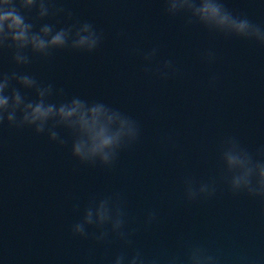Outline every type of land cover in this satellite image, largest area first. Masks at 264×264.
<instances>
[{
    "label": "water",
    "instance_id": "1",
    "mask_svg": "<svg viewBox=\"0 0 264 264\" xmlns=\"http://www.w3.org/2000/svg\"><path fill=\"white\" fill-rule=\"evenodd\" d=\"M199 2L13 0L31 34L48 27L46 40L63 30L66 41L43 52L0 42V264H190L194 251L205 264H264V194L233 190L224 162L233 150L264 164V43L201 23ZM216 2L264 33V0ZM86 24L98 37L90 51L72 47ZM39 100L102 105L135 135L106 164L81 161L78 136L55 118L39 133L20 123ZM101 203L109 218L97 223Z\"/></svg>",
    "mask_w": 264,
    "mask_h": 264
},
{
    "label": "clouds",
    "instance_id": "2",
    "mask_svg": "<svg viewBox=\"0 0 264 264\" xmlns=\"http://www.w3.org/2000/svg\"><path fill=\"white\" fill-rule=\"evenodd\" d=\"M35 0H19L22 8L30 9ZM192 8L188 0H169V11H176L179 8ZM40 16L45 14V9L41 5ZM193 16L199 21L210 27L220 30L231 31L236 35L252 37L258 42L264 43V33L253 27L246 20H237L225 12L216 0H200L198 7L192 12ZM31 25L25 22V18L16 10L13 0H0V42L9 40L18 48L30 46L35 52H43L48 48L63 47L66 41V33L62 30L51 35L50 39H45L50 33L48 27L41 29L39 34H31ZM75 39L72 47L77 49L92 50L98 37L89 30V26L84 25ZM17 63L24 61L23 57H15ZM8 81L0 80V120H3L5 111L9 109V98L3 95ZM19 84L28 88L33 85V81L27 77H22ZM47 89L39 93L43 97ZM21 106V98L13 95L11 108L6 120L13 122V113L16 108ZM22 118L20 123L28 126H35L37 133L43 130L46 121L55 118L58 123L73 130L78 136L73 144L72 155L81 161H90L99 159L101 163H108L115 150L125 139H131L135 135L133 124L120 117L117 113L109 112L102 105L85 106L79 100H72L59 107L54 105H45L43 100L35 104L28 103L22 108ZM55 140L56 134L52 133L49 137ZM224 162L228 169L236 170L237 174L231 180L233 190L248 189L253 194H264V164L250 165L248 159L239 153L229 150L224 155ZM256 181L255 188L250 184ZM202 188L201 191H205ZM97 223H103L109 218V210L104 203L97 206L95 210ZM93 212L89 210L84 217L85 223H91ZM117 221L114 227H118ZM81 226L77 225L74 232L79 233ZM190 264H205L198 252L194 251L189 257ZM119 264V260H117ZM135 264V261H133Z\"/></svg>",
    "mask_w": 264,
    "mask_h": 264
}]
</instances>
